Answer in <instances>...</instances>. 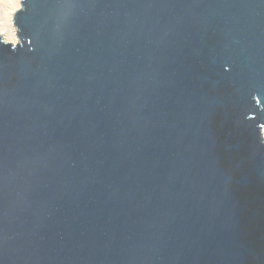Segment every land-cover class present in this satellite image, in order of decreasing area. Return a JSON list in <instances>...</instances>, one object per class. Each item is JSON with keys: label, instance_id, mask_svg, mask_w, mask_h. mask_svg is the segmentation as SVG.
<instances>
[{"label": "water", "instance_id": "obj_1", "mask_svg": "<svg viewBox=\"0 0 264 264\" xmlns=\"http://www.w3.org/2000/svg\"><path fill=\"white\" fill-rule=\"evenodd\" d=\"M0 34V264H264V0H21Z\"/></svg>", "mask_w": 264, "mask_h": 264}, {"label": "bare ground", "instance_id": "obj_2", "mask_svg": "<svg viewBox=\"0 0 264 264\" xmlns=\"http://www.w3.org/2000/svg\"><path fill=\"white\" fill-rule=\"evenodd\" d=\"M7 0L0 1V34L4 42L15 44V28L13 27L14 7L17 6L18 0H14L11 5Z\"/></svg>", "mask_w": 264, "mask_h": 264}, {"label": "rangeland", "instance_id": "obj_3", "mask_svg": "<svg viewBox=\"0 0 264 264\" xmlns=\"http://www.w3.org/2000/svg\"><path fill=\"white\" fill-rule=\"evenodd\" d=\"M0 1H4V0H0ZM14 0H7L8 3H10L9 5H11V3L13 2ZM21 7V0H18V4L16 7H14V10H18L19 8ZM12 23H13V20H12ZM13 27L15 28V37H16V41H15V44L18 42V38H17V35H16V27L14 26L13 24Z\"/></svg>", "mask_w": 264, "mask_h": 264}]
</instances>
